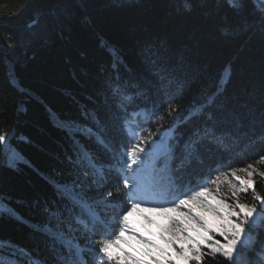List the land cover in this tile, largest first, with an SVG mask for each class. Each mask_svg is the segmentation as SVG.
<instances>
[{
  "label": "trees",
  "instance_id": "obj_1",
  "mask_svg": "<svg viewBox=\"0 0 264 264\" xmlns=\"http://www.w3.org/2000/svg\"><path fill=\"white\" fill-rule=\"evenodd\" d=\"M262 13L254 0H0V133L8 134L0 142V252L17 264H57L37 228L48 219L44 208L61 203L56 184L83 170L72 133L59 122L89 123L85 107L111 117L110 136L119 144L128 142L122 120L135 126L143 116L130 112L163 111L173 100L180 106L172 123L178 152L209 124L227 134L223 148L207 140L198 145L185 177L217 164L238 168L264 154ZM117 88L128 96L127 112L116 107ZM218 88L214 102L197 111ZM156 127L145 124L143 136ZM84 143L100 164L111 163L101 145ZM157 169L162 184L169 173ZM256 190L264 194L258 177ZM85 191L99 199L95 189ZM246 202H253L251 192ZM126 203L121 194L109 207ZM246 243L242 264H264V220ZM203 264L227 261L208 254Z\"/></svg>",
  "mask_w": 264,
  "mask_h": 264
},
{
  "label": "snow or ice",
  "instance_id": "obj_2",
  "mask_svg": "<svg viewBox=\"0 0 264 264\" xmlns=\"http://www.w3.org/2000/svg\"><path fill=\"white\" fill-rule=\"evenodd\" d=\"M261 4L264 8V0ZM261 23L264 24V13ZM7 40L9 47L14 46L10 33ZM218 93L219 88L197 111H205ZM113 95L117 109L127 112V94L117 88ZM179 112L180 106L173 100L163 111L145 109L135 126L122 120L119 130L128 138L125 144L110 136V116L101 119L86 107L82 115L89 123L59 122L61 128L71 131L75 159L83 170L70 183L56 184L61 203L44 208L48 219L37 228L51 242L57 264H203L208 254L211 258L222 257L227 264H242L250 231L258 219L264 220V194L256 190L257 177L264 180V169L258 167L264 165V154L238 168L225 169L217 164L206 172L185 177L183 171L194 157L198 158V145L207 140L223 148L227 134L216 132L214 125L209 124L197 131L195 139L185 141L183 151L178 152V130L172 123ZM208 118L213 119L211 115ZM153 123L157 125L155 132L149 128L144 137L143 126ZM162 135L171 139L157 145ZM85 140L101 145L110 154L111 163L100 164ZM7 141L8 134L0 133V142ZM149 159L154 169H167L169 175L164 183L141 180L139 172ZM14 163L12 156L9 164ZM112 176L118 182L110 184ZM222 185L227 186V195L221 194ZM85 187L95 189L99 199L88 197ZM250 192L252 203L246 202ZM121 194L127 197V203L110 208ZM137 211L160 214L164 222L143 215L147 226L137 223L130 219ZM126 234L142 246L141 251H125L122 245ZM89 253L94 254L93 262Z\"/></svg>",
  "mask_w": 264,
  "mask_h": 264
},
{
  "label": "rangeland",
  "instance_id": "obj_3",
  "mask_svg": "<svg viewBox=\"0 0 264 264\" xmlns=\"http://www.w3.org/2000/svg\"><path fill=\"white\" fill-rule=\"evenodd\" d=\"M254 2L258 6H262L261 0H254ZM170 138L171 137L169 135H162L159 138V140L157 141V145L167 143L170 140ZM9 158H8V163H9ZM133 167H135V165ZM154 174L155 173L153 171L152 164H151V161L149 159L146 162V165L144 167H142L141 171L139 172V176H140L141 180H143L144 182L147 181L148 183H150L152 180H151V177L149 175L153 176ZM221 194L227 195V186L226 185L221 186ZM147 206H151V205H147ZM143 215L151 216L153 219L157 220L160 223L164 222V218L160 214H157V213H143V214H141L138 211L134 212L132 214V216L130 217V219H132L133 221H136L137 223L144 224L145 226H147L146 221H144L142 219ZM153 230H155L154 227H153ZM124 240L126 242L123 243L122 246L125 249V251L139 252L142 250V246L139 243H137V241L135 239H132L129 234H126V236L124 237ZM129 246H131V247H129ZM0 264H17V263H16L15 259H13V258L7 256L6 254H3L0 252ZM181 264H182V262H181Z\"/></svg>",
  "mask_w": 264,
  "mask_h": 264
},
{
  "label": "bare ground",
  "instance_id": "obj_4",
  "mask_svg": "<svg viewBox=\"0 0 264 264\" xmlns=\"http://www.w3.org/2000/svg\"><path fill=\"white\" fill-rule=\"evenodd\" d=\"M133 113H135L136 115H138V114H142V115H143V113H144V110H138V111H136V112H133Z\"/></svg>",
  "mask_w": 264,
  "mask_h": 264
}]
</instances>
